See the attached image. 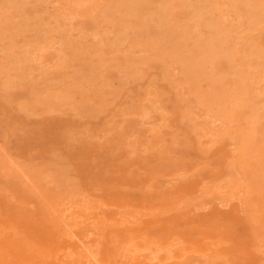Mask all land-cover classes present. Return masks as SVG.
I'll use <instances>...</instances> for the list:
<instances>
[{"label":"rangeland","instance_id":"374dc122","mask_svg":"<svg viewBox=\"0 0 264 264\" xmlns=\"http://www.w3.org/2000/svg\"><path fill=\"white\" fill-rule=\"evenodd\" d=\"M260 4L0 0L3 264H264Z\"/></svg>","mask_w":264,"mask_h":264},{"label":"snow or ice","instance_id":"6c2138e0","mask_svg":"<svg viewBox=\"0 0 264 264\" xmlns=\"http://www.w3.org/2000/svg\"><path fill=\"white\" fill-rule=\"evenodd\" d=\"M133 7H139V6H133ZM167 7L169 8H175V9H191L193 10L194 14H195V10L201 8V7H204L203 5H196V4H182V5H168ZM214 7H217V8H238L240 7V5H228V4H225V5H214ZM250 7V6H248ZM260 7H261V18H260V22H261V25L264 26V0H261V4H260ZM225 19H227V16L225 17ZM194 23H199L201 22L200 18L199 17H196V19H194L193 21Z\"/></svg>","mask_w":264,"mask_h":264},{"label":"bare ground","instance_id":"6f19581e","mask_svg":"<svg viewBox=\"0 0 264 264\" xmlns=\"http://www.w3.org/2000/svg\"><path fill=\"white\" fill-rule=\"evenodd\" d=\"M263 233V232H262ZM76 240V239H75ZM28 249V248H27ZM35 250V249H34ZM33 250V251H34ZM41 253V252H40ZM0 264H3V261H2V259H1V257H0Z\"/></svg>","mask_w":264,"mask_h":264}]
</instances>
